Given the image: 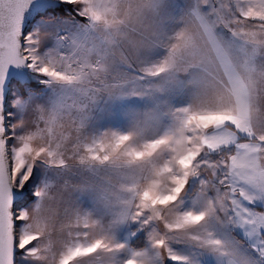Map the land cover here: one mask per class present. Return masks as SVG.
<instances>
[{"label": "snow or ice", "instance_id": "snow-or-ice-1", "mask_svg": "<svg viewBox=\"0 0 264 264\" xmlns=\"http://www.w3.org/2000/svg\"><path fill=\"white\" fill-rule=\"evenodd\" d=\"M42 2L0 0V264H47L49 259L52 264H163L165 259L183 264L185 258L171 247L179 239L222 256L235 255L209 230L212 219L245 229L256 241L253 251L264 260V211L243 203L264 198V98L257 86L264 79V0H194L163 58L140 67L134 78L163 76L165 83L180 85L184 76L205 72L211 79L197 82L192 104L171 111L172 124L163 134L147 138V129L138 125L98 139L83 136V119L62 125L65 109L59 103L47 116L37 115L36 86L9 81L8 69H28L46 78L41 81L46 85L91 83L95 94L121 95L128 81L107 74V48L123 44L133 20L157 11L159 0H63L79 6V15L90 21L82 36L55 37L72 48L70 56L42 51L51 33L39 28L26 32L25 14ZM46 15L37 11L35 18ZM98 24L104 36L97 35ZM155 91H164L163 85ZM64 132L72 133L71 139ZM40 164L60 177L76 168L91 173L108 167L120 174L105 198L115 218L104 223L76 213L62 229V251L52 257L47 255L50 241L37 246L42 233L56 224L54 215L39 214L55 186L48 182L34 191ZM191 178L199 179L204 201L198 212L181 210ZM37 200V215L29 223V206ZM125 220L148 230L150 247L119 260L126 245L110 232Z\"/></svg>", "mask_w": 264, "mask_h": 264}, {"label": "rangeland", "instance_id": "rangeland-1", "mask_svg": "<svg viewBox=\"0 0 264 264\" xmlns=\"http://www.w3.org/2000/svg\"><path fill=\"white\" fill-rule=\"evenodd\" d=\"M57 1L59 3L63 2V0ZM193 4L194 0H159L157 11L147 10L145 12V14L153 18V35L155 37L149 46L141 48L138 51L137 58L132 62L131 67L128 66L131 61L127 51L122 46L123 44L115 48L111 46L107 48L108 58L105 65L107 74L117 81H128L121 95L95 94L92 91L95 85L91 83L86 85H69L63 82H54L46 85L41 83L46 78L39 77L26 69L29 81L41 88L38 92L33 91L40 101L37 107V115L47 116L53 109V106L59 103L65 109L62 113L63 119L61 120V124L68 127L71 126L73 120L78 124L83 119V136L86 139H98L105 133L111 132L127 133L138 125L147 129V138H154L163 134L172 124L171 111L192 104L199 91L197 82L210 80V76L205 72L186 75L183 78V83L180 85L165 83L163 76L142 81L134 77L137 75L140 67L158 63L163 58L166 53V45L175 32L182 27V21L186 18V13L190 12ZM73 6L79 13V6ZM187 18L191 20V17ZM89 23L90 21L83 16L82 19L59 18L55 20H44L40 17L38 20L34 19L28 31H34L39 28L51 33L52 36L44 41L42 51L55 52L61 50L59 54L70 56L72 48L67 45L65 46L55 37L62 34L82 36L88 29ZM193 27H196L195 21H193ZM96 33L99 36L105 35L102 24L96 26ZM91 59L95 61L97 58L96 56H92ZM208 69L212 71V66L209 65ZM263 83L264 79H260L257 86H262ZM157 85H163L164 91H155ZM150 86L153 88V91L147 92L146 89ZM260 89L261 97L263 98L264 93L262 94L263 90L262 88ZM134 91L140 94L133 95ZM8 121L13 122L11 117L8 118ZM64 136L71 139L72 133L64 132ZM64 142L67 144V140ZM72 147H75V145H69V148ZM79 172L84 171L79 170ZM79 172L74 169L71 173L65 174L64 179V184L67 183V187L79 192L81 195L77 203L79 211L90 214L93 219L110 223L115 218L116 210L106 203L105 198L111 194L114 186L120 182V174L108 167L99 168L91 173L84 172L91 179L87 182L77 183L76 177L79 175ZM37 177L38 183L34 185V191H39L45 183H56L61 178L54 169L49 168L43 173L39 170ZM199 187L198 178H191L189 180L181 201L182 211L193 210L198 212L203 210L204 201L199 195ZM251 192L256 194L254 189ZM95 193H101L104 199ZM210 195L213 194L210 193ZM36 203H39V200L29 206V223H32V218L37 215L35 209ZM243 203L248 204L247 201ZM251 204L258 205L255 207L256 209L252 207L253 210L264 211V198H257ZM208 228L215 234L216 238L226 242L229 246V251H234L235 255L222 256L219 253L202 249L191 241L179 239L174 241L171 247L175 255L185 258L183 264H242L244 260L249 261L250 264H264V260H261L252 248L248 251L244 245L237 242L238 246L235 249L231 238H226V235L223 236L221 232L241 231V227L221 224L212 219L209 222ZM33 230L35 231V229ZM110 235H113L117 242H122L126 245V248L117 254L119 260L126 259L132 250H143L150 247L148 230L131 221L125 220L116 224ZM245 238L251 244H253L252 242L255 243L254 239L246 236ZM49 241L52 244V249L47 255L49 257L56 256L62 251L65 236L61 233L45 237L41 241L42 248ZM135 241L141 242L142 246L135 247L133 245ZM47 264H52V260L49 259ZM163 264H177V262L165 259Z\"/></svg>", "mask_w": 264, "mask_h": 264}, {"label": "clouds", "instance_id": "clouds-1", "mask_svg": "<svg viewBox=\"0 0 264 264\" xmlns=\"http://www.w3.org/2000/svg\"><path fill=\"white\" fill-rule=\"evenodd\" d=\"M131 27L132 31L122 46L127 51L130 61L134 62L137 58L138 51L141 48L149 46L155 37L153 35V18L148 14H144V16L139 20H133ZM38 167L42 173L45 170H48L45 164H40ZM76 170L79 172L78 168H76ZM64 179L65 176H61V178L56 181L55 186L49 190V196L51 198L45 200L44 205L40 210V215H54L56 224L55 228L50 230V233H42L41 239L37 245L38 247L42 248L41 241L50 234H61L63 227L74 219L76 213L80 212L77 203L81 195L79 192L74 191L69 187H65ZM90 179L91 178L87 173L79 172V175L76 177V182L83 183L89 181ZM95 194L104 199L101 193Z\"/></svg>", "mask_w": 264, "mask_h": 264}, {"label": "water", "instance_id": "water-1", "mask_svg": "<svg viewBox=\"0 0 264 264\" xmlns=\"http://www.w3.org/2000/svg\"><path fill=\"white\" fill-rule=\"evenodd\" d=\"M58 5L59 2L57 0H52V2H48V0H43L42 3L34 4V6L30 8L29 11L25 14L26 32L29 30L31 23L34 21L37 11L44 12L47 9L55 8ZM8 78L9 81H16L17 79L29 81V77L26 73V69H18L13 66H10L8 69ZM16 199L18 200L19 197H16Z\"/></svg>", "mask_w": 264, "mask_h": 264}, {"label": "trees", "instance_id": "trees-1", "mask_svg": "<svg viewBox=\"0 0 264 264\" xmlns=\"http://www.w3.org/2000/svg\"><path fill=\"white\" fill-rule=\"evenodd\" d=\"M44 12L47 13L46 16H42L41 18L44 20H55L59 18H76V19H82V16L79 15V13L76 11V8L71 5L64 2H60L59 5L52 9H47ZM34 87L32 91L38 92L41 90L40 86L36 85L32 82ZM133 245L135 247L142 246V243H138V241L133 242Z\"/></svg>", "mask_w": 264, "mask_h": 264}, {"label": "crops", "instance_id": "crops-1", "mask_svg": "<svg viewBox=\"0 0 264 264\" xmlns=\"http://www.w3.org/2000/svg\"><path fill=\"white\" fill-rule=\"evenodd\" d=\"M259 88H262V90H263V92H262V94L264 93V83L262 84V86H258ZM263 98H264V94H263ZM250 192L252 191V189L251 188H249L248 189ZM255 205V206H254ZM245 206L246 207H249L250 209H252V207L253 208H255V207H257L258 205L257 204H245ZM256 209V208H255ZM260 211H262V210H260ZM222 232V234H223V236L224 235H226V238H231V240H232V243L234 244V248L236 247V246H238V243L237 242H240L242 245H244L245 246V248L249 251L252 247H251V243H250V241L247 239V238H245V236L246 237H248L246 234H245V229H243L242 228V230L240 231H231V232H224V231H221ZM241 235H240V234ZM241 237V238H240ZM256 242V241H255ZM252 243H254V242H252ZM236 249V248H235ZM246 254H248L247 252H246ZM245 254V256H247Z\"/></svg>", "mask_w": 264, "mask_h": 264}]
</instances>
